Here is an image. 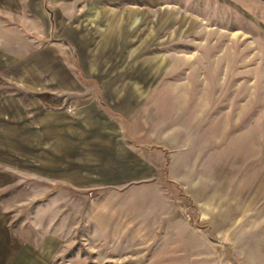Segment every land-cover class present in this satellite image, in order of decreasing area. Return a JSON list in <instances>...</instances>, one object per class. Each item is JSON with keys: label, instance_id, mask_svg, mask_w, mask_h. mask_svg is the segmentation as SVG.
Here are the masks:
<instances>
[{"label": "rangeland", "instance_id": "rangeland-1", "mask_svg": "<svg viewBox=\"0 0 264 264\" xmlns=\"http://www.w3.org/2000/svg\"><path fill=\"white\" fill-rule=\"evenodd\" d=\"M49 1L0 0V264H264V0Z\"/></svg>", "mask_w": 264, "mask_h": 264}, {"label": "crops", "instance_id": "crops-1", "mask_svg": "<svg viewBox=\"0 0 264 264\" xmlns=\"http://www.w3.org/2000/svg\"><path fill=\"white\" fill-rule=\"evenodd\" d=\"M148 1V0H143ZM141 0H51V7L43 4L51 30L58 35L59 29L70 35H86L97 30L101 35L123 34L125 21L135 19ZM65 34V33H64Z\"/></svg>", "mask_w": 264, "mask_h": 264}, {"label": "built area", "instance_id": "built-area-1", "mask_svg": "<svg viewBox=\"0 0 264 264\" xmlns=\"http://www.w3.org/2000/svg\"><path fill=\"white\" fill-rule=\"evenodd\" d=\"M67 112H68V113H70V114H72V113H73V111H72V109H71V108H68V109H67Z\"/></svg>", "mask_w": 264, "mask_h": 264}]
</instances>
